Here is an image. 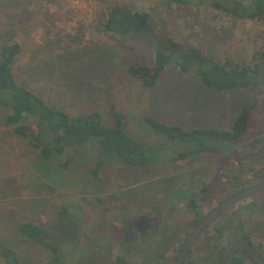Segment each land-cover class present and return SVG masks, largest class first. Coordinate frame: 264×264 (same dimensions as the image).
I'll return each mask as SVG.
<instances>
[{
    "label": "rangeland",
    "instance_id": "1",
    "mask_svg": "<svg viewBox=\"0 0 264 264\" xmlns=\"http://www.w3.org/2000/svg\"><path fill=\"white\" fill-rule=\"evenodd\" d=\"M210 1L180 5L164 0H0V46L17 41L23 47L14 64L18 82L70 114L98 110L108 125L113 123L114 105L125 114L128 133L153 147L144 149L143 164H131L104 152L91 139L43 162L39 150L13 126L0 124V242L11 240L25 264L53 262L47 248L19 235V225L28 221L65 244L67 264H119L117 256H125L126 264H174L200 215L257 182L264 165L256 157L264 158V153L249 152L244 168L237 169V164L232 170H222L225 159L217 157L224 154L211 151L175 160L176 145L144 122L152 117L189 131H224L248 109V132L237 143L251 144L256 141L252 136L264 128L262 84L216 90L198 76L212 61L226 57L245 64L260 62L264 19L236 20ZM114 3L148 11L151 25L185 48L189 68L167 67L152 87L132 77L127 65L152 64L154 53L144 40L122 43L102 30L107 8ZM5 115L0 113V120ZM200 141L216 142L208 135H201ZM184 144H179L181 150L187 148ZM217 144L233 148L228 142ZM192 200L204 206L199 214ZM250 202L263 204L264 197ZM261 209L248 208L234 219L229 215L237 210H227L198 237L194 249L212 236L217 246L208 244L217 249H208L206 262L224 264L228 250L244 234L243 216L254 215L251 227L257 236L264 235ZM64 211L70 219L63 218ZM128 224L135 230H126ZM0 264H5L1 257Z\"/></svg>",
    "mask_w": 264,
    "mask_h": 264
},
{
    "label": "trees",
    "instance_id": "2",
    "mask_svg": "<svg viewBox=\"0 0 264 264\" xmlns=\"http://www.w3.org/2000/svg\"><path fill=\"white\" fill-rule=\"evenodd\" d=\"M167 4H189L191 0H164ZM210 5L221 12L230 15L236 20L264 19V0H211ZM105 33L114 35L122 43L134 40H144L154 53L152 64L135 62L127 65L126 71L134 78L140 80L145 86H155L160 74L169 66H179L187 70L189 63L185 60V48L169 38L151 25L150 13L143 9H132L121 3L111 4L107 8L106 19L101 25ZM162 45H167L165 50ZM20 42H6L0 46V113H6L0 124L13 126L14 132L28 141L39 150L43 162L54 161L68 148H77L88 140L94 139L104 152L121 158L131 164H143L145 160L144 143L128 133L125 127V114L118 111L114 105L110 106L113 123H105L100 111L89 113L70 114L63 109L52 107L35 91L18 82L14 73V64L22 54ZM194 49L190 47L191 54ZM199 56V52H196ZM263 54H261L262 57ZM259 62L239 63L234 59L225 58L212 61L210 67L198 72L200 79L210 88L216 90H229L238 86L254 88L260 81L258 79ZM144 122L157 133L165 134L172 144L176 145L175 160L183 158L196 159L205 151L219 155L226 154L233 148H226L217 143L237 144L241 142L248 132L250 112L244 109L236 118L230 130H184L177 125L166 124L152 117H145ZM201 135L211 136L215 144L200 141ZM187 146L181 150L179 144ZM234 146V145H233ZM146 149V150H147ZM66 165V164H65ZM58 171L57 166H51ZM58 174V172H57ZM203 191H208L204 188ZM190 205L194 209L198 206L195 200ZM63 218L72 216L66 211ZM197 223V221H196ZM132 225H125L126 230H135ZM222 229H218L221 232ZM18 233L22 237L32 239L47 248L53 258L52 264H67V249L63 242L57 241L53 233L36 222H24L19 225ZM216 241V238H214ZM123 250V249H122ZM124 251V250H123ZM130 256L134 254L125 250ZM0 257L5 264H25L20 253L13 247L11 240L0 242ZM125 256H117L119 264L125 263ZM240 256H235L232 264H239Z\"/></svg>",
    "mask_w": 264,
    "mask_h": 264
},
{
    "label": "flooded vegetation",
    "instance_id": "3",
    "mask_svg": "<svg viewBox=\"0 0 264 264\" xmlns=\"http://www.w3.org/2000/svg\"><path fill=\"white\" fill-rule=\"evenodd\" d=\"M262 83L260 82V84H258V85H261ZM262 86H263V90H260V92L261 93H264V85L262 84ZM263 105H264V102L262 103ZM254 139H256V141H253L251 144H244V143H247V141H244V142H242V143H237V144H233L234 146V148L231 150V151H229V152H227L226 154H224V158H222V157H217V158H221V159H225V162H223L224 164H223V166H222V170L223 169H226V168H228V169H230V170H232L233 169V167H235L237 164H241V167H238L237 169H241V168H244V167H242V165H245V159L246 160H249L250 159V154H249V152L251 153V154H255L257 151H259V153L261 152V153H264V128H262L260 131H258L256 134H254V136H252ZM212 153V152H211ZM248 153V154H247ZM241 160V161H240ZM256 160L257 161H261V163H262V165H264V158H258V157H256ZM231 162V164L229 165V166H227L228 165V162ZM213 179H215V178H213ZM257 182H259V181H262V180H264V167H263V169H262V172H261V174H259V175H257ZM257 182H255V183H257ZM255 183H253V184H255ZM248 187V186H247ZM245 188V187H244ZM237 192V191H236ZM235 193V192H234ZM257 196H261V197H264V192H262V193H260V194H257V195H254V196H251V197H249V198H246V199H244V200H242V201H240V202H238V203H236V204H234L232 207H230L229 209L231 210H233V209H236L237 211H235V214H233V215H229L232 219H234L235 218V216L237 215V214H240L241 215V213H243V212H245L246 210H248V208L249 209H251V210H253V208L254 209H259L260 207H262V209L264 210V203L263 204H253V203H251L250 201L251 200H253L254 198H256ZM225 199V198H224ZM224 199H222V200H224ZM221 200V201H222ZM220 201V202H221ZM220 202H218V204L220 203ZM205 205H207V204H205ZM217 205V204H216ZM215 205V206H216ZM197 206H198V209H197V211H195V212H197L196 214H199L200 213V209L202 208V207H204L203 205L201 206V204L200 205H198L197 204ZM214 206V207H215ZM213 207V208H214ZM212 208V209H213ZM229 209H227V210H229ZM261 209V210H262ZM211 210V209H210ZM210 210H208V211H206V209L205 210H203L202 209V211L201 212H204V211H206L204 214H202V215H200V217L198 218V220H197V223H199V221H201V219L210 211ZM226 210V211H227ZM226 211H224L223 213H225ZM222 213V214H223ZM222 214H220L218 217H220ZM243 215V214H242ZM229 216H227V217H229ZM261 216H262V218L264 217V214L263 213H261ZM217 217V218H218ZM226 217V218H227ZM242 217V216H241ZM217 218H215L208 226H210ZM253 219V220H252ZM252 220V221H251ZM255 220V216L254 215H252V214H249V215H247V216H243V219H241V221L240 222H242L241 224H242V229L244 230V234H243V236H242V238L243 239H245V240H247L248 242H250L258 251H259V253L263 256V258H264V235L263 236H257V234H259V233H255V231H254V229H252V225H251V223L253 222ZM195 221V220H194ZM233 221V220H232ZM262 221H264L263 219H262ZM196 223V224H197ZM224 223V222H223ZM195 224V225H196ZM222 225H224V224H222ZM208 226L201 232V234L208 228ZM255 228H257V227H255ZM200 234V235H201ZM199 235V236H200ZM198 236V237H199ZM198 237H197V239H198ZM214 238V237H213ZM212 238V236H209V235H207L206 236V241H205V244H203L202 246H201V248H197V249H194V245H195V242H196V240H195V242H194V244L192 245V247L190 248V250H189V252H188V254H187V256H186V258H185V260H184V263L183 264H208L207 262H206V256L208 255V249L211 251V249L213 250V252L215 251V249H217V248H214V247H212L211 246V248H210V246H209V244H208V242L210 243H212V244H214L215 246H217L214 242V239ZM242 238H238L237 240H239V239H242ZM260 238V239H259ZM236 240V241H237ZM239 252H241V255L242 256H240V255H238L239 254ZM240 256L241 257V261H240V263L239 264H258L257 262H255L249 255H247L243 250H241V249H239V250H237L236 251V253H235V256ZM234 261V260H233Z\"/></svg>",
    "mask_w": 264,
    "mask_h": 264
},
{
    "label": "water",
    "instance_id": "4",
    "mask_svg": "<svg viewBox=\"0 0 264 264\" xmlns=\"http://www.w3.org/2000/svg\"><path fill=\"white\" fill-rule=\"evenodd\" d=\"M258 79L264 85V52L259 62ZM262 192H264V180L240 189L239 191L231 194L230 196L222 200L219 204H217L191 230L174 264L184 263V260L197 237L215 218L232 207L234 204ZM239 249L243 250L258 264H264V258L259 253V251L250 242L243 238L235 241L231 248L228 250L224 264H232L235 253Z\"/></svg>",
    "mask_w": 264,
    "mask_h": 264
}]
</instances>
